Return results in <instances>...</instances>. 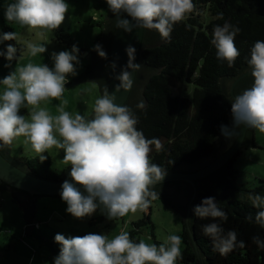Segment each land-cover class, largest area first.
<instances>
[{
	"label": "clouds",
	"instance_id": "obj_1",
	"mask_svg": "<svg viewBox=\"0 0 264 264\" xmlns=\"http://www.w3.org/2000/svg\"><path fill=\"white\" fill-rule=\"evenodd\" d=\"M106 3L115 15L117 28L126 32L133 28L154 29L165 40L170 39L175 24L195 11L193 0H106ZM68 10L66 0H14L5 7L4 16L8 22L54 32ZM220 17L223 18L222 13ZM240 31L227 21L213 27L211 44L216 57L227 61L229 66L240 56L235 45ZM37 35L43 36L44 32ZM17 37L15 31L0 32V44L16 41ZM25 47L32 57L47 51L44 43L27 42ZM93 47L101 58L107 59L100 44ZM79 51L76 44L70 50H54L50 54L52 67L28 62L17 65L0 79V84L5 86L0 93V151L10 148L21 136L40 161L48 159L45 153L53 147L63 150V160L71 166L68 173L71 180L62 182L59 194L67 205L66 213L75 219L90 218L97 210L110 221L129 212L146 211L159 197L155 185L163 182L167 169L151 163L149 157L153 146L158 152L163 150L162 142L156 137L146 138L136 127L139 118L135 109L144 108V101L135 105L115 102L116 92L131 91L135 84L133 73L141 68V64L134 62L136 49L132 45L125 49L128 61L116 76L119 83L115 92L104 87L95 99L91 117L66 111L67 100L57 106L59 114L55 116L41 107L42 101L61 100L69 75H77V66L81 64ZM18 52L20 49L11 43L0 49V57L7 61L5 68H12V62L19 59ZM247 64L253 84L231 99L232 126H220L225 138L239 136L241 126L264 133V40L254 42ZM111 67L115 68V64ZM21 109H27V118ZM248 198L257 209L255 223L264 228V196L250 193ZM192 211L198 218L214 221L203 225L202 231L220 255L245 247V242L238 240L236 230L225 231L221 223L215 222L227 221L228 214L214 196L202 198ZM246 219L253 217L249 215ZM54 241L60 250L52 264H177L183 259L182 237L176 234H169L158 245L143 239L135 242L127 231L111 239L105 233L90 232L81 237L58 232ZM252 241L264 249L259 236H253Z\"/></svg>",
	"mask_w": 264,
	"mask_h": 264
},
{
	"label": "trees",
	"instance_id": "obj_2",
	"mask_svg": "<svg viewBox=\"0 0 264 264\" xmlns=\"http://www.w3.org/2000/svg\"><path fill=\"white\" fill-rule=\"evenodd\" d=\"M193 3L195 11L173 26L169 40L164 39L159 45L141 49L142 57L149 67L163 68L150 75L146 82L143 92L146 106L135 110L139 118L136 127L143 131L146 138L156 137L162 142L163 150L158 152L153 146L149 157L151 163L167 169V172L180 162L192 163L212 154L216 138L221 134L220 126H230L231 104L222 97L220 80L249 67L247 59L251 47L255 41L264 40V0H193ZM221 13L223 18L220 17ZM226 21L241 30L235 37L240 56L231 66L227 61L217 59L216 49L211 44L214 25H223ZM102 29V33H105ZM59 32V37L62 34L66 37L69 35L62 30ZM91 53H95V50ZM92 71V63H89L84 73L90 74ZM185 83L194 84L192 97L172 93L173 87ZM25 111L21 109V114ZM250 130V145L241 148L226 163L229 181L221 180L216 184L225 198L226 207L219 204L215 195L206 192H199L197 200L198 205L202 198L214 196L228 214L227 221L215 222L221 223L225 231L236 230L238 240H243L245 247H237L226 256L220 255L214 250L211 239L202 231L203 225L214 221L212 218L201 219L195 216L196 244L208 264H264V249L258 248L252 241L253 236H259L264 241V228L255 223L257 209L248 198L250 193L264 196V185L251 187L244 181L238 182L241 171L233 165L244 148L259 146L255 141L256 129ZM18 139L12 145H19ZM45 155L48 159L44 161H40L37 155L27 159L31 172L44 179H61L66 171L60 173L55 170L49 152ZM37 199L32 210L35 217ZM158 199L169 209L177 211L164 200ZM143 214L142 218L133 222L129 231L130 238L135 242L141 240L142 228L152 224L151 204L148 212L143 211ZM249 215L253 217L252 220L246 219ZM182 223L180 235L183 259L178 260L177 264H199L183 217Z\"/></svg>",
	"mask_w": 264,
	"mask_h": 264
},
{
	"label": "rangeland",
	"instance_id": "obj_3",
	"mask_svg": "<svg viewBox=\"0 0 264 264\" xmlns=\"http://www.w3.org/2000/svg\"><path fill=\"white\" fill-rule=\"evenodd\" d=\"M12 2L14 0H0V32L15 31L18 37L16 41H4L0 44V49H5L9 43L16 45L20 49L19 59L12 62V68H5L7 61L4 57H0V79H3L17 65H25L28 62L44 63L52 67L51 52L70 50L73 44H76L80 50L81 64L77 66V75H69L68 83L82 75H87L84 70L91 62L81 55L89 54L88 52L94 49L93 46L100 44V40L104 37L103 22L109 9L106 0H66L69 10L63 23L54 32L8 22L4 11L7 4ZM60 30L69 35L66 37L62 34L59 37ZM41 31L44 35H37ZM27 42L44 43L47 51L32 57L27 53L25 47ZM81 50H84L83 53ZM4 87L0 84V93L3 92ZM65 87L61 100L42 101L41 107H46L50 114L55 116L59 114L57 106L62 100H67L66 111L73 115L80 113L89 117L93 112L95 99L101 95L97 81L89 79L83 83L65 85ZM193 89V83H185L182 86L173 87L172 93L190 98ZM141 98L144 100L143 93ZM23 114L27 118V109ZM18 138L20 144L16 145L17 148L14 145L12 151L16 159L26 161L37 155L31 145L24 142L23 136ZM256 138L259 146L251 145L244 148L233 164L235 169L241 171L238 182L244 181L251 187L264 185V133L256 130ZM48 152L52 157V167L60 173L65 172L70 165L63 160V150L53 147ZM66 207V203L59 196L38 198L36 222L26 223L23 210L9 190L3 189L0 185V264H52L53 257L60 250L59 245L54 241L56 233L81 237L90 232L105 233L111 239L121 231L129 232L133 222L144 215L143 211L137 210L136 213L129 212L124 217L110 221L97 210L90 218L75 219L66 213ZM151 220L152 224L143 227L140 233V239L145 240L146 243H156L157 240L160 244L169 234L180 235L182 231L181 213L169 209L158 198L151 202ZM180 247L182 249L183 243Z\"/></svg>",
	"mask_w": 264,
	"mask_h": 264
},
{
	"label": "water",
	"instance_id": "obj_4",
	"mask_svg": "<svg viewBox=\"0 0 264 264\" xmlns=\"http://www.w3.org/2000/svg\"><path fill=\"white\" fill-rule=\"evenodd\" d=\"M103 28L105 34L100 40V45L107 53V59L101 58L97 52L81 55L92 63L93 71L90 74L74 79L67 83L66 86L94 79L98 83L100 94H102L105 86L108 87L110 92H115V86L119 83L116 76L128 61L125 49L128 45H132L136 49L134 62L141 64V68L136 73H133L135 84L131 91L126 92L121 89L116 92L115 102L117 104L128 103L135 105L138 101L143 100L141 94L144 92L147 78L163 68L149 67L142 57L141 49L159 45L164 42V39L154 29L133 28L131 32H126L122 28H117L115 15L110 9H108L105 17ZM113 63L115 68L111 67ZM128 70L131 71V69ZM252 84L251 68L241 69L235 75L224 77L220 80L222 97L231 102L235 95L250 88ZM145 106L146 102L144 101V108ZM91 115L92 113L89 117ZM232 123L233 117L230 113L229 127L232 126ZM239 131L240 135L232 138H225L222 133L219 134L215 141L214 151L210 156L192 163L180 162L174 169L167 172L162 183L155 185V190L159 192L158 198L164 200L182 214L189 232L190 244L195 250L199 264H208V262L196 244L195 214L192 209L197 205L199 192L215 195L219 204L226 207L225 198L216 187V184L221 180L229 181L230 176L226 163L241 148L250 145L252 140L250 128L246 129L241 126ZM70 168L71 166L67 168L65 175L61 179H44L34 175L23 164L12 160L8 149L0 151V183L9 190L23 210L26 223L36 222L32 213L36 198L60 196L62 182L65 179L71 180L68 175ZM148 209L146 212H148ZM189 220H191V223H189Z\"/></svg>",
	"mask_w": 264,
	"mask_h": 264
},
{
	"label": "flooded vegetation",
	"instance_id": "obj_5",
	"mask_svg": "<svg viewBox=\"0 0 264 264\" xmlns=\"http://www.w3.org/2000/svg\"><path fill=\"white\" fill-rule=\"evenodd\" d=\"M89 54H92L91 53V51L90 52H88ZM16 146V145H15ZM13 147H14V144L13 145H11L10 146V148H8V150H9V153H10V156H11V159L12 160H14V161H16V162H19V163H21V164H23L27 169H29V170H31V168L28 166V164L26 163L27 162V160L26 161H22V160H19V159H16L14 156H13ZM16 148H17V146H16ZM0 185L2 186V184L0 183ZM5 190H8L6 187H3ZM37 199V198H36Z\"/></svg>",
	"mask_w": 264,
	"mask_h": 264
},
{
	"label": "crops",
	"instance_id": "obj_6",
	"mask_svg": "<svg viewBox=\"0 0 264 264\" xmlns=\"http://www.w3.org/2000/svg\"><path fill=\"white\" fill-rule=\"evenodd\" d=\"M257 140V138H256V131H255V141ZM258 144V143H257ZM255 147V146H254Z\"/></svg>",
	"mask_w": 264,
	"mask_h": 264
}]
</instances>
